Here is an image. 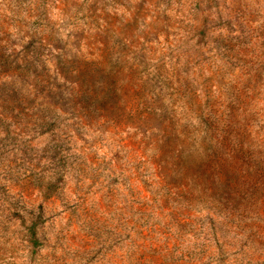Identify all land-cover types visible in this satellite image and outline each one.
Listing matches in <instances>:
<instances>
[{
  "label": "rangeland",
  "instance_id": "1",
  "mask_svg": "<svg viewBox=\"0 0 264 264\" xmlns=\"http://www.w3.org/2000/svg\"><path fill=\"white\" fill-rule=\"evenodd\" d=\"M0 264H264V0H0Z\"/></svg>",
  "mask_w": 264,
  "mask_h": 264
}]
</instances>
